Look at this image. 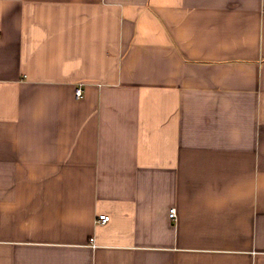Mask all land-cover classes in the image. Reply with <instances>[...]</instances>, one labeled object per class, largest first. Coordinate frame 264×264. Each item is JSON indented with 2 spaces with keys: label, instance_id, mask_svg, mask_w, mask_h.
<instances>
[{
  "label": "crops",
  "instance_id": "obj_1",
  "mask_svg": "<svg viewBox=\"0 0 264 264\" xmlns=\"http://www.w3.org/2000/svg\"><path fill=\"white\" fill-rule=\"evenodd\" d=\"M0 264H264V0H0Z\"/></svg>",
  "mask_w": 264,
  "mask_h": 264
},
{
  "label": "built area",
  "instance_id": "obj_2",
  "mask_svg": "<svg viewBox=\"0 0 264 264\" xmlns=\"http://www.w3.org/2000/svg\"><path fill=\"white\" fill-rule=\"evenodd\" d=\"M83 92L84 91H83V89H82L81 86H78L76 88L75 94H76L77 99H81L83 97ZM176 216H177V213H176V209L174 208V209H172L170 211V217L174 219V218H176ZM109 219H110L109 216H107V215H101L99 217L98 221L101 222V223H106L107 221H109Z\"/></svg>",
  "mask_w": 264,
  "mask_h": 264
}]
</instances>
